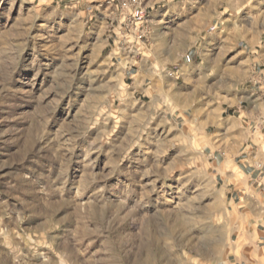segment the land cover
Segmentation results:
<instances>
[{"label": "rangeland", "instance_id": "rangeland-1", "mask_svg": "<svg viewBox=\"0 0 264 264\" xmlns=\"http://www.w3.org/2000/svg\"><path fill=\"white\" fill-rule=\"evenodd\" d=\"M255 72L264 0H0V264H222Z\"/></svg>", "mask_w": 264, "mask_h": 264}, {"label": "crops", "instance_id": "crops-1", "mask_svg": "<svg viewBox=\"0 0 264 264\" xmlns=\"http://www.w3.org/2000/svg\"><path fill=\"white\" fill-rule=\"evenodd\" d=\"M260 74L252 73L249 86L242 90L245 114L233 115L237 120L216 119L214 132L205 137L207 164L221 181L230 208L222 264H264V147L253 146V135L264 129ZM232 100L228 98L225 108H231Z\"/></svg>", "mask_w": 264, "mask_h": 264}, {"label": "built area", "instance_id": "built-area-1", "mask_svg": "<svg viewBox=\"0 0 264 264\" xmlns=\"http://www.w3.org/2000/svg\"><path fill=\"white\" fill-rule=\"evenodd\" d=\"M123 5H126V3H124ZM260 81L264 82V74H260V78H259Z\"/></svg>", "mask_w": 264, "mask_h": 264}]
</instances>
